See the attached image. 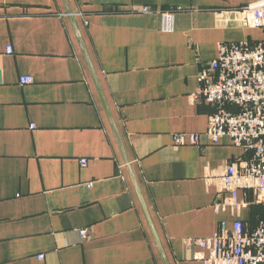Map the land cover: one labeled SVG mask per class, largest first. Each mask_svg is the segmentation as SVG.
Listing matches in <instances>:
<instances>
[{
    "label": "crops",
    "instance_id": "0c3cea01",
    "mask_svg": "<svg viewBox=\"0 0 264 264\" xmlns=\"http://www.w3.org/2000/svg\"><path fill=\"white\" fill-rule=\"evenodd\" d=\"M261 1L0 0V264H204L188 241L235 221L220 177L250 155L192 97L221 45L264 41L239 14Z\"/></svg>",
    "mask_w": 264,
    "mask_h": 264
},
{
    "label": "built area",
    "instance_id": "2783aa9c",
    "mask_svg": "<svg viewBox=\"0 0 264 264\" xmlns=\"http://www.w3.org/2000/svg\"><path fill=\"white\" fill-rule=\"evenodd\" d=\"M141 12L154 11L144 7ZM172 13L162 15L165 31L174 26ZM239 14L247 28L264 32V1L248 5ZM218 51L214 61L201 67L197 78L200 88L192 100L204 101L215 110L206 132L213 145L227 138L250 157L229 164L220 177L216 215L232 212L235 221L229 224L221 220L214 236L189 240L188 244L207 253L199 256L204 264H264V219L254 229L240 219L241 212L252 204L264 207V41L224 44ZM12 53L9 46L6 54ZM33 83L30 76L20 79L22 86ZM174 137L177 146H199L201 141L197 135ZM80 164L85 167L88 160ZM242 194L244 202L240 201ZM90 234L91 229L79 231L83 241L89 240Z\"/></svg>",
    "mask_w": 264,
    "mask_h": 264
},
{
    "label": "rangeland",
    "instance_id": "374dc122",
    "mask_svg": "<svg viewBox=\"0 0 264 264\" xmlns=\"http://www.w3.org/2000/svg\"><path fill=\"white\" fill-rule=\"evenodd\" d=\"M33 127V126H32Z\"/></svg>",
    "mask_w": 264,
    "mask_h": 264
}]
</instances>
